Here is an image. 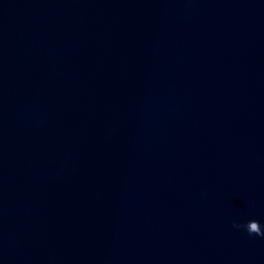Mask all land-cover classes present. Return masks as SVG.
Returning a JSON list of instances; mask_svg holds the SVG:
<instances>
[{"label":"clouds","instance_id":"obj_1","mask_svg":"<svg viewBox=\"0 0 264 264\" xmlns=\"http://www.w3.org/2000/svg\"><path fill=\"white\" fill-rule=\"evenodd\" d=\"M234 228H244L249 235H257L264 237V231L261 229V225L257 220H250L246 224H233Z\"/></svg>","mask_w":264,"mask_h":264}]
</instances>
